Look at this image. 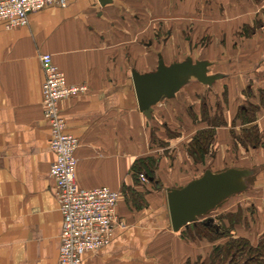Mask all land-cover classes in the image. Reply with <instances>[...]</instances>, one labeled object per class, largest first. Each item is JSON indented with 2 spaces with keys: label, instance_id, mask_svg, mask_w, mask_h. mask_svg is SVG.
I'll list each match as a JSON object with an SVG mask.
<instances>
[{
  "label": "crops",
  "instance_id": "obj_1",
  "mask_svg": "<svg viewBox=\"0 0 264 264\" xmlns=\"http://www.w3.org/2000/svg\"><path fill=\"white\" fill-rule=\"evenodd\" d=\"M174 3L182 5L177 15L183 18L194 14L191 6L196 5L194 20L218 21V74L223 75L218 83L227 91L225 102L221 100L224 125L217 128L218 172L253 171L245 194L231 196L219 211L241 213L242 222L233 225L231 234L254 245L264 233V0ZM159 5L160 0H113L101 7L97 0H67L63 8L51 5L31 13L25 26L6 29L0 21V264H58L62 216L49 176L55 157L48 148L38 54L52 56L67 85L87 88L59 104L65 131L79 141L74 153L77 186L120 193L117 214L124 227L114 230L106 247L83 255L80 264H191L204 261L212 247L227 241L191 240L184 234L191 225L178 232L171 229L165 189L197 178L191 159L185 165L161 157L157 180L162 190L150 182L135 184L132 178L136 161L160 154L152 142V126L138 110L131 79L132 70L156 69L157 59L145 56L139 38L144 21L157 24ZM170 42L169 37L171 47ZM177 107L173 100L164 101L153 108L152 117L163 116L165 127L179 129L169 121L178 115L173 114ZM250 107L254 120L243 123L238 113ZM187 118L176 117L183 128L166 148H175V154L203 129L188 126ZM253 126L258 144L237 143L234 137ZM163 131L156 137L161 139ZM234 148H239L237 153ZM238 160L247 164L234 166ZM129 190L142 194L148 207L130 206Z\"/></svg>",
  "mask_w": 264,
  "mask_h": 264
},
{
  "label": "rangeland",
  "instance_id": "obj_2",
  "mask_svg": "<svg viewBox=\"0 0 264 264\" xmlns=\"http://www.w3.org/2000/svg\"><path fill=\"white\" fill-rule=\"evenodd\" d=\"M167 1H169L170 3H166ZM178 1L182 3L184 0H177V2ZM181 9L182 5L179 6L178 4H175L174 0H160L158 16L159 19L157 24L154 22V24L151 26L150 21L143 22L144 31L143 35L139 39L144 53H147H145V56L156 59L154 53H150V49L153 48L152 50L154 52L160 51L161 54L164 53L166 59L164 61L166 62V65H169L173 62L185 60L188 56L191 57L193 61L206 60L212 63L209 72L211 74H218V21L204 22L199 21L198 19L194 20L192 17L196 18L198 16V14H196L198 12V7L196 5L191 6L190 12H193L194 14H190V16L187 14V16H185L186 18H183L182 15H177V11H181ZM213 9L214 7H212L211 11H214ZM157 34H160V36L157 37ZM169 37L171 39V47L170 45L167 46L166 43ZM149 42H152L151 46L147 45V43ZM166 53H169V56ZM152 69L155 70V67L153 66ZM218 82L219 80H217L210 87H203L193 81L184 86L177 93L176 97L172 99L178 104V107L173 112V114L178 112V115H175L174 119L171 118V120L167 118V120L172 121L171 123L173 125L178 126L179 129H182L183 127L180 123L178 124L176 117L184 116L186 118L188 117L186 119L188 126L194 125L193 129L203 127L204 130L201 129L200 131L196 132V134L199 132L204 133L205 131H210L211 138L210 140L208 138L207 142L204 144L205 146L202 151L197 143L195 144L197 146L191 143V140L195 137L196 134L192 138H190V142L187 143L183 150L181 147H178L177 151L180 152V155L178 153L175 154L172 151H175V148L166 149L169 142L175 140L180 135V132L178 131L179 129L171 130L165 127V121L163 120L164 117H159L160 115H158L157 117L155 115L149 120V128L150 126H152L151 134L153 133L152 142L159 147L160 152L157 157L154 156L157 161H159L161 157H164L168 159V162L177 160L180 161L181 164L186 165L190 162L191 159L193 161V164L189 165L192 167V171H194L193 174L197 177H199L205 169H211L213 172H218V159L216 161L218 155L217 128L220 125H224L221 103L222 101L225 102L224 95L227 94L225 87L224 90L222 89L224 93L221 91V84H219ZM218 92H222L221 96H218ZM160 112L162 113L163 111ZM160 130H164V136H162L161 139L157 138L155 135L156 132L160 133ZM242 136L243 135H241L240 137ZM235 140L238 143V139L236 138ZM238 149L239 148H234L233 152L237 153ZM246 164L247 163L241 164L240 160L234 162V166L237 165L239 167H242ZM182 168L183 167H180L181 170ZM157 174L158 173L156 171V179L158 177ZM252 177L248 178L247 180L248 186H250L253 182ZM160 189L161 188H159V190ZM246 191L237 194V196L244 195ZM134 200L137 205L140 206V209L148 207V204L144 201L142 194L133 196L129 194L128 199L126 198V202H129L130 206L132 205L133 207H135ZM221 205L222 204H220L217 208H215L207 215L200 217L194 225H197L200 222L203 223L208 219H212L213 222L208 225L215 227L217 232H219V235H232V227L230 228V225L242 222L241 213L234 215V217L231 214L228 215L225 213H220L219 210L221 209ZM245 206L247 207L246 204L241 207L245 208L250 213L253 208H246ZM194 225L191 224V226ZM184 234H187L186 237L190 238L191 240L196 239L193 237L195 233L192 232L191 229L188 233ZM208 238V241L216 243L218 242V240H221L225 237L216 239L214 238V236L208 235ZM217 247L218 249L214 251L213 249ZM227 260L228 259L224 252V244H218V246L212 247L210 254L206 256L203 262L205 264H210L209 262H212V264H227Z\"/></svg>",
  "mask_w": 264,
  "mask_h": 264
},
{
  "label": "built area",
  "instance_id": "obj_3",
  "mask_svg": "<svg viewBox=\"0 0 264 264\" xmlns=\"http://www.w3.org/2000/svg\"><path fill=\"white\" fill-rule=\"evenodd\" d=\"M67 0H0V21L6 29L25 26L28 16L46 6L65 7ZM43 73L41 87L43 116L49 127L48 148L55 159L49 176L62 216L58 264H80L82 256L106 247L116 228L124 227L117 214L120 193L106 187L80 189L75 178L77 138L65 131L59 104L68 97L84 93V85H67L64 73L50 54H38ZM139 180L147 183L144 174Z\"/></svg>",
  "mask_w": 264,
  "mask_h": 264
},
{
  "label": "water",
  "instance_id": "obj_4",
  "mask_svg": "<svg viewBox=\"0 0 264 264\" xmlns=\"http://www.w3.org/2000/svg\"><path fill=\"white\" fill-rule=\"evenodd\" d=\"M101 7L112 4L113 0H97ZM150 45V42L148 43ZM212 63L206 60L193 61L191 57L181 62L166 65L161 53H157V66L152 72L131 71L138 110L150 120L153 107L175 95L191 80L204 86H211L223 78L221 74H208ZM253 176L251 169L227 168L220 172L205 169L203 173L180 188H166V203L170 226L173 232L188 228L196 221L213 211L233 195L247 190L248 178ZM153 182L152 178H147ZM153 184L160 188L158 181ZM206 220V225L212 223Z\"/></svg>",
  "mask_w": 264,
  "mask_h": 264
},
{
  "label": "trees",
  "instance_id": "obj_5",
  "mask_svg": "<svg viewBox=\"0 0 264 264\" xmlns=\"http://www.w3.org/2000/svg\"><path fill=\"white\" fill-rule=\"evenodd\" d=\"M256 25V24H254ZM157 53H160V51L154 52V55L157 59ZM238 119H240L243 123H249L254 120V109L252 107L248 108L246 112H243L240 110L238 113ZM206 132V131H205ZM199 132L195 135V137L191 140V143L195 145L200 146L201 151L204 148V144L207 142L208 138L210 140L211 133L210 131H207L206 133ZM242 137L238 138V143L246 146L247 141L250 145L256 146L258 144V137H257V131L256 128L253 126L249 130H245L242 132ZM195 145V146H197ZM200 151V152H201ZM158 168V161L153 156L144 157L138 161H136L132 167V178L135 184L141 183L139 180V174H144L146 178H152V181H158L155 178V172ZM151 182V183H153ZM159 185L160 182L158 181ZM160 188L162 186L160 185ZM130 195H138L134 190H129ZM134 206L135 208H139L140 206L137 205V203L134 200ZM236 214H231L233 217ZM234 225V224H233ZM233 225H230V228L233 227ZM190 226V225H189ZM191 231L195 233L193 235L196 239H206L208 240V235L214 236V238H222L227 237V241L224 243V252L227 257V264H264V233L259 237L256 244H251L246 238L243 237H234V235H219V232H217L216 228L210 225H206L204 222H200L197 225L190 226ZM214 228V229H212ZM216 230V231H215ZM227 233V232H226ZM210 242V241H209ZM217 248H214L213 250L216 251ZM212 264V262H209ZM195 264H205L203 261L201 262H195Z\"/></svg>",
  "mask_w": 264,
  "mask_h": 264
},
{
  "label": "flooded vegetation",
  "instance_id": "obj_6",
  "mask_svg": "<svg viewBox=\"0 0 264 264\" xmlns=\"http://www.w3.org/2000/svg\"><path fill=\"white\" fill-rule=\"evenodd\" d=\"M159 36H160V34H157V37H159ZM147 45H148V43H147ZM161 55H162V54H161ZM163 60H164V59H163ZM185 60H186V59H185ZM182 61H184V60H182ZM164 62H165V61H164ZM177 62H178V61H177ZM179 62H181V61H179ZM165 63H166V62H165ZM208 74H211V73L209 72ZM192 81H193V82H196V83H198V84H200V83L197 82L196 80H191L190 82H192ZM190 82H189V83H190ZM215 82H216V81H215ZM215 82H214V83H215ZM189 83H188V84H189ZM214 83H213V84H214ZM213 84H212V85H213ZM200 85L203 86V87H210V86H204V85H202V84H200ZM212 85H211V86H212ZM176 95H177V94H176ZM176 95H175V97H176ZM175 97H174V98H175ZM174 98H171V99H169V100H172V99H174ZM169 100H163L162 102H164V101H169ZM162 102H160V103H162ZM160 103H158V104H160ZM158 104H157V105H158ZM157 105H155L154 107H156ZM154 107H153V108H154ZM152 113H153V112H152ZM234 138H235V137H234ZM235 139H236V138H235ZM226 169H227V168H226ZM210 170H211V169H210ZM211 171H212V170H211ZM222 171H223V170H222ZM212 172H213V171H212ZM219 172H220V171H219Z\"/></svg>",
  "mask_w": 264,
  "mask_h": 264
}]
</instances>
